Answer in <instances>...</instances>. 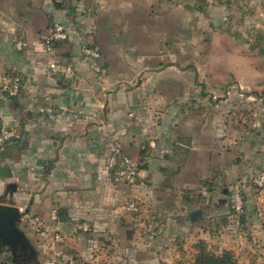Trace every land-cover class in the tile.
<instances>
[{"label": "crops", "instance_id": "crops-1", "mask_svg": "<svg viewBox=\"0 0 264 264\" xmlns=\"http://www.w3.org/2000/svg\"><path fill=\"white\" fill-rule=\"evenodd\" d=\"M138 7L140 0H0V77L16 72L24 84L16 99L0 91V128L16 132L0 146V203L28 211L22 226L34 246L10 264H193L212 210L220 212L207 209L214 196H200L205 183L217 189L264 169L256 152L242 162L223 154L224 116L208 93L220 86L176 80V66H161L158 53L142 54L159 62L140 66V48L125 47L121 26L140 20H123V12ZM56 24L68 31L58 51L75 67L72 80L44 65L40 44ZM22 40L28 48L19 51ZM93 46L102 49L95 63L85 57ZM251 74L264 89V71ZM113 145L139 164L142 193L112 182ZM132 201L139 212L127 210ZM197 210L203 219L194 221ZM249 215L250 229L264 233V213ZM78 222L91 230L78 231ZM252 250L253 264H264L262 250Z\"/></svg>", "mask_w": 264, "mask_h": 264}, {"label": "rangeland", "instance_id": "rangeland-1", "mask_svg": "<svg viewBox=\"0 0 264 264\" xmlns=\"http://www.w3.org/2000/svg\"><path fill=\"white\" fill-rule=\"evenodd\" d=\"M124 15L123 20H140V24L121 26L123 31L128 30L123 34L125 47L132 48L134 42L137 45L134 48H140V66L146 65V60L150 67L159 62L142 54L158 53L161 66H176V80H191L197 86L205 83L220 86L218 90L210 88L208 93L216 97L224 116L223 154L227 156L229 151L234 162L238 159L242 162L250 160V154L256 152L263 162L264 89L261 84L255 86L251 71H264V0H140L138 10L130 9ZM253 45L258 46L255 51L251 49ZM96 47L102 51L100 46ZM142 76L135 78L139 80ZM212 103L211 99L210 107ZM262 166L257 169L256 178L246 172L238 181L219 183L217 189L214 184L205 183V193L200 196L209 200L214 196L216 203L208 201L207 209L218 205L220 212L216 213L218 207L212 210L207 237L199 239L195 248L204 242L208 251L216 255L229 251L238 264L255 262L256 253L252 249L262 250L258 258L264 257V233L257 234L249 226L250 212L257 211L260 218L264 213ZM141 188L139 185L135 193H142ZM261 224L264 226L262 221ZM20 228L27 232L22 224ZM28 241L32 248L26 256L34 250L32 241ZM220 241L226 246L221 252L216 249ZM235 245L240 251L232 249ZM14 253L0 245V264H10L12 258L20 256L19 251Z\"/></svg>", "mask_w": 264, "mask_h": 264}, {"label": "built area", "instance_id": "built-area-1", "mask_svg": "<svg viewBox=\"0 0 264 264\" xmlns=\"http://www.w3.org/2000/svg\"><path fill=\"white\" fill-rule=\"evenodd\" d=\"M68 31L66 26L56 24L50 28L48 35H46L41 42V52L45 62L47 72L53 77L63 80H72L76 71L73 64L64 60L60 56L58 48L63 43L68 41ZM17 50L24 51L28 48V43L24 40L16 43ZM85 57L88 61L95 63L98 62L102 53L99 48L93 46L91 49L85 50ZM105 74V70H99ZM24 89L23 77L16 72H8L0 77V91L8 98L19 97ZM45 113V110H41ZM16 137V132L9 128H0V146H4L11 142ZM111 164L113 168L112 182L116 185H124L129 187H137L141 185V175L139 164L130 156L122 151L119 145L111 146ZM239 198V185L236 186ZM139 208L137 201H132L127 204V210L137 212ZM238 209L240 206L238 205ZM76 229L81 232H89L91 225L88 222L76 223ZM57 242L63 239L60 235L56 237Z\"/></svg>", "mask_w": 264, "mask_h": 264}, {"label": "water", "instance_id": "water-1", "mask_svg": "<svg viewBox=\"0 0 264 264\" xmlns=\"http://www.w3.org/2000/svg\"><path fill=\"white\" fill-rule=\"evenodd\" d=\"M27 214L28 211H22L13 204L0 203V245L7 246L13 253L22 249L29 251L32 248L25 232L20 228ZM64 215L62 213L60 217ZM192 219L202 220L203 211L197 210Z\"/></svg>", "mask_w": 264, "mask_h": 264}, {"label": "trees", "instance_id": "trees-1", "mask_svg": "<svg viewBox=\"0 0 264 264\" xmlns=\"http://www.w3.org/2000/svg\"><path fill=\"white\" fill-rule=\"evenodd\" d=\"M258 46L253 45L252 50H256ZM8 98V97H7ZM17 97L10 98L16 99ZM197 254L194 257L193 264H238V262L232 257L231 252L225 251L222 255H216L210 251L204 242H199L196 245Z\"/></svg>", "mask_w": 264, "mask_h": 264}, {"label": "flooded vegetation", "instance_id": "flooded-vegetation-1", "mask_svg": "<svg viewBox=\"0 0 264 264\" xmlns=\"http://www.w3.org/2000/svg\"><path fill=\"white\" fill-rule=\"evenodd\" d=\"M17 252H18V251H17ZM22 252L25 253V255H23V256H26L27 251H26V250H23V249H22V250H19L20 256H21V253H22Z\"/></svg>", "mask_w": 264, "mask_h": 264}]
</instances>
